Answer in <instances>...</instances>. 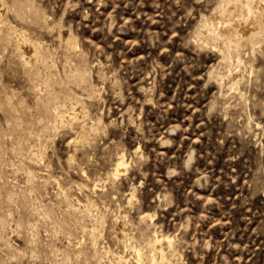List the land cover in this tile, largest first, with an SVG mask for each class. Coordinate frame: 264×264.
<instances>
[{"label": "rangeland", "instance_id": "rangeland-1", "mask_svg": "<svg viewBox=\"0 0 264 264\" xmlns=\"http://www.w3.org/2000/svg\"><path fill=\"white\" fill-rule=\"evenodd\" d=\"M263 19L0 0V264H264Z\"/></svg>", "mask_w": 264, "mask_h": 264}, {"label": "bare ground", "instance_id": "bare-ground-1", "mask_svg": "<svg viewBox=\"0 0 264 264\" xmlns=\"http://www.w3.org/2000/svg\"><path fill=\"white\" fill-rule=\"evenodd\" d=\"M249 15V14H248ZM258 17V16H257ZM257 17H256V14L255 15H253V14H251V15H249L246 19H244V20H239V21H236L234 24H235V26L234 27H232V25H230V28H227L228 30V32L229 33H234L235 31H237L239 34H248V33H253V32H256L257 31V29H258V27H259V22L260 21H258V19H257ZM261 18V17H260ZM241 19V18H240ZM264 20V19H263ZM261 23V22H260ZM264 23V22H263ZM264 25V24H263ZM18 32H20V31H18ZM257 34V33H256ZM18 36H20V41H23L24 39H23V35H19L18 34ZM26 36V35H25ZM233 36H234V34H233ZM235 37V36H234ZM248 37V36H247ZM26 38V37H25ZM23 39V40H22ZM248 39H250V38H248ZM251 40V39H250ZM35 46V45H34ZM33 50H32V56H33V58H36L37 56H36V54L38 53L37 51H36V49H35V47L34 48H32ZM31 56V55H30ZM33 60V59H32ZM45 106V105H44ZM80 134V133H79ZM120 156V155H119ZM122 166H127V160H126V158L123 156V155H121L118 159H117V161H116V163H115V173L117 174L118 173V171H119V169H120V167H122ZM124 168V167H123ZM145 215V214H144ZM145 216H147V215H145ZM151 216V215H150ZM150 216H147V219H148V217H150ZM142 218V217H141ZM143 219V218H142ZM145 219V218H144ZM149 220H151V219H149ZM154 234V233H153ZM164 235V234H163ZM156 240L159 242V241H161L164 237L163 236H158V235H156ZM166 238H168V236H166ZM152 238H150V240H151ZM165 239V238H164ZM154 240L152 239V241L151 242H153ZM163 242V241H162ZM169 242H170V239H169ZM148 243H150V242H148ZM151 244V243H150ZM157 244V243H156ZM158 244H160V243H158ZM152 245V244H151ZM153 245L156 247V245L153 243ZM154 246H153V248H154ZM171 246V245H170ZM172 247V246H171ZM162 247H160V249H161ZM164 249V248H163ZM157 250V249H156ZM136 251V250H135ZM158 251H160L159 249H158ZM137 252V254L138 255H140V253H139V251L137 250L136 251ZM144 253V252H143ZM152 253V254H151ZM150 254L151 255H154L153 254V252H151ZM136 254V253H135ZM144 254H146L147 255V253H144ZM156 255V254H155ZM167 255V254H166ZM166 255H165V252H163V250H161L160 251V260H158L157 261V263L155 262V260L156 259H153V261H151V262H149L150 264H166ZM141 256H144V255H141ZM141 256H139V257H141ZM154 257V256H153ZM152 257V258H153ZM151 258V259H152ZM156 258V257H155ZM157 258H159V256L157 257ZM138 259V258H137ZM150 259V260H151ZM135 260V259H134ZM146 260V259H145ZM148 260V259H147ZM170 260V259H169ZM142 261V260H141ZM137 262V261H136ZM138 262H139V260H138ZM148 262V261H147ZM140 264V263H139ZM145 264V263H144ZM148 264V263H147Z\"/></svg>", "mask_w": 264, "mask_h": 264}]
</instances>
